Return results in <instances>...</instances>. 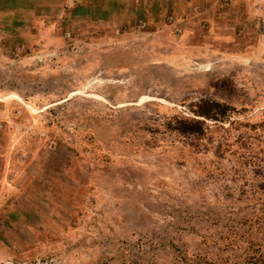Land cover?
<instances>
[{
  "label": "rangeland",
  "instance_id": "rangeland-1",
  "mask_svg": "<svg viewBox=\"0 0 264 264\" xmlns=\"http://www.w3.org/2000/svg\"><path fill=\"white\" fill-rule=\"evenodd\" d=\"M203 102L225 115L196 116ZM191 119L203 137L175 128ZM62 144L80 194L44 191L32 164ZM251 257L264 262V0H0V264Z\"/></svg>",
  "mask_w": 264,
  "mask_h": 264
},
{
  "label": "crops",
  "instance_id": "crops-1",
  "mask_svg": "<svg viewBox=\"0 0 264 264\" xmlns=\"http://www.w3.org/2000/svg\"><path fill=\"white\" fill-rule=\"evenodd\" d=\"M68 150L67 147L62 144L60 145V150L56 154V157H50L51 159H55L52 163L53 165H49V161L46 162V160L37 158L36 162L32 163L35 165L36 169L40 172L45 173V177H43V180H46L47 183L45 184V190L48 192H53L54 187H56V184L59 185V189L62 187L61 191L67 192H74L76 193L80 192L78 180L76 177L75 172V165L76 163L71 159L68 158ZM51 163V162H50ZM68 171L71 172V175L69 176L67 173ZM63 175H66V177L62 178ZM68 176V177H67ZM58 177V178H57ZM62 178V179H61ZM47 188V190H46ZM38 192V191H36ZM64 192H57L56 195L63 196ZM80 194V193H79ZM65 195V194H64ZM41 203L44 204V202L41 201ZM48 203V202H47ZM37 211H39L37 209ZM23 225V224H22Z\"/></svg>",
  "mask_w": 264,
  "mask_h": 264
},
{
  "label": "trees",
  "instance_id": "trees-1",
  "mask_svg": "<svg viewBox=\"0 0 264 264\" xmlns=\"http://www.w3.org/2000/svg\"><path fill=\"white\" fill-rule=\"evenodd\" d=\"M224 112L216 104L203 102L199 104L198 110L194 113H196V116L203 118L204 120L216 121L220 119L221 116L225 115ZM177 124L178 125L175 128L182 135H192L198 138L203 137L205 135L204 122L201 120H179L177 121ZM253 258L254 257H251L252 264H264V262L260 260L261 257H258L257 260H254Z\"/></svg>",
  "mask_w": 264,
  "mask_h": 264
}]
</instances>
